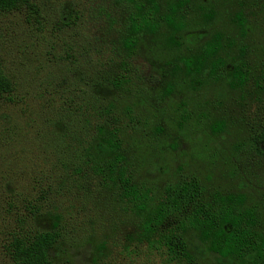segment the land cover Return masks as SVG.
<instances>
[{
	"label": "rangeland",
	"instance_id": "1",
	"mask_svg": "<svg viewBox=\"0 0 264 264\" xmlns=\"http://www.w3.org/2000/svg\"><path fill=\"white\" fill-rule=\"evenodd\" d=\"M176 1L161 0V15ZM185 1L183 30L172 37L161 22L131 57L122 47L128 10L115 0H37L39 24L0 15V66L15 86L12 102L0 99V264H11L21 228L45 231L57 220L51 264H187L130 242L144 214L97 173L109 160L100 137L112 127L133 183L150 192L149 209L167 188L196 181L201 203L243 195L240 210L257 212L264 236V0ZM215 34L224 67L212 75L208 61L185 76L179 60L198 56ZM241 61L249 79L232 90ZM185 240L192 264H236L208 252L194 231Z\"/></svg>",
	"mask_w": 264,
	"mask_h": 264
},
{
	"label": "trees",
	"instance_id": "2",
	"mask_svg": "<svg viewBox=\"0 0 264 264\" xmlns=\"http://www.w3.org/2000/svg\"><path fill=\"white\" fill-rule=\"evenodd\" d=\"M115 1L128 10L127 36L122 41V47L128 57L134 55L138 37L143 34L156 35L161 22L172 37L177 36L184 28L181 19L187 5L185 0L168 4L163 16L161 0ZM15 12L23 13L28 24H39L42 18L37 0H0V15ZM207 20L210 21L211 18ZM236 23L240 35L244 36L245 21L239 19ZM66 25H74L72 17L67 18ZM221 40L222 36L215 34L211 41L200 49L198 56L181 58L179 63L184 68L185 76L200 74L208 61H211L210 73L216 75L225 65L217 58L222 50ZM123 70L127 72L126 67ZM248 75V69L242 61L234 65L229 74V87L232 90H241L248 82ZM118 79L117 82H121L123 78ZM262 84L264 85V77ZM258 88L263 89L260 86ZM14 91L13 82L0 66V99L12 102ZM223 129L220 124L215 131L220 133ZM98 133H101L100 128ZM100 141L109 155V160L104 167L98 168L97 173L104 178L115 179L119 185L120 201L125 203L133 214H144L130 242L145 245L149 250L164 256L167 263L192 264V256L185 240L186 232L191 230L207 246L208 252L221 259H232L236 264H264V236L258 230V214L254 209L240 210L246 200L243 195L216 194L213 195L211 203H201L200 185L196 181H188L167 188L164 199L149 209V190L134 184L124 166L118 129H107ZM85 153L89 156L90 149ZM181 214L186 215L182 222L169 225L173 216ZM60 239L58 220L45 231H25L21 228L11 237L8 246L11 264H51V251Z\"/></svg>",
	"mask_w": 264,
	"mask_h": 264
}]
</instances>
